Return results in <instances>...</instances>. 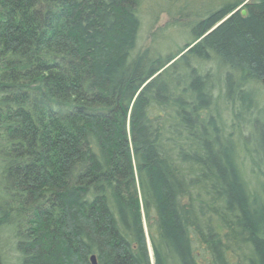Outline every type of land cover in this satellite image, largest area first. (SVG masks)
Here are the masks:
<instances>
[{"label": "trees", "instance_id": "trees-1", "mask_svg": "<svg viewBox=\"0 0 264 264\" xmlns=\"http://www.w3.org/2000/svg\"><path fill=\"white\" fill-rule=\"evenodd\" d=\"M142 1L0 0V225L19 264H264V0L225 2L156 56L136 52Z\"/></svg>", "mask_w": 264, "mask_h": 264}, {"label": "rangeland", "instance_id": "rangeland-1", "mask_svg": "<svg viewBox=\"0 0 264 264\" xmlns=\"http://www.w3.org/2000/svg\"><path fill=\"white\" fill-rule=\"evenodd\" d=\"M227 1L229 0H143L139 10L141 30L136 52L142 53L149 50L152 55L156 56L176 51L192 39V29L199 22L197 17L218 10ZM249 1L247 0L246 3ZM211 67L215 71L218 70L213 64L202 65L204 70ZM253 88L259 100L257 109L264 108L263 84H254ZM216 95L219 97L221 93ZM218 105L223 111L224 117L231 124V111L224 107L222 100H219ZM255 114L257 113L255 112ZM253 119H257V117L254 115ZM248 130L250 129L244 130V133L247 134ZM255 146L256 143L253 142V147ZM244 170L250 186L257 188L253 179L254 174L245 161ZM4 230L0 232V255L5 264H19L20 259L16 251L14 236ZM149 250L150 256L153 258L151 246Z\"/></svg>", "mask_w": 264, "mask_h": 264}, {"label": "flooded vegetation", "instance_id": "flooded-vegetation-1", "mask_svg": "<svg viewBox=\"0 0 264 264\" xmlns=\"http://www.w3.org/2000/svg\"><path fill=\"white\" fill-rule=\"evenodd\" d=\"M0 218H1V216H0ZM1 222L3 224L0 225V229H2V230L5 229L4 231H6L8 234L13 235L14 234V231H15V227L13 225H11V223L9 221H6V219L5 220H2ZM2 230H0V232Z\"/></svg>", "mask_w": 264, "mask_h": 264}, {"label": "water", "instance_id": "water-1", "mask_svg": "<svg viewBox=\"0 0 264 264\" xmlns=\"http://www.w3.org/2000/svg\"><path fill=\"white\" fill-rule=\"evenodd\" d=\"M242 14L245 16L247 14V11L243 10ZM91 260H92V264H98L96 260V256H92Z\"/></svg>", "mask_w": 264, "mask_h": 264}]
</instances>
